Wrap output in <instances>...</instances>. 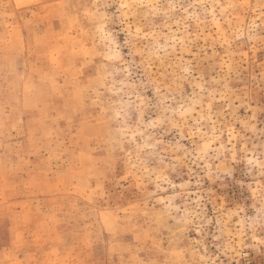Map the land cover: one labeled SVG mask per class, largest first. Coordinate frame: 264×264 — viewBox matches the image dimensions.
Returning a JSON list of instances; mask_svg holds the SVG:
<instances>
[{
    "label": "rangeland",
    "instance_id": "1",
    "mask_svg": "<svg viewBox=\"0 0 264 264\" xmlns=\"http://www.w3.org/2000/svg\"><path fill=\"white\" fill-rule=\"evenodd\" d=\"M0 264H264V0H0Z\"/></svg>",
    "mask_w": 264,
    "mask_h": 264
}]
</instances>
